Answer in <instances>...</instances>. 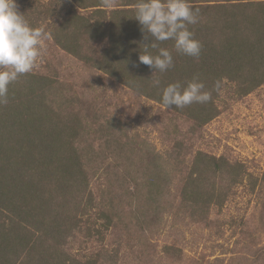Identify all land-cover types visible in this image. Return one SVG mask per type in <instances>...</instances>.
I'll return each mask as SVG.
<instances>
[{"label":"trees","instance_id":"obj_1","mask_svg":"<svg viewBox=\"0 0 264 264\" xmlns=\"http://www.w3.org/2000/svg\"><path fill=\"white\" fill-rule=\"evenodd\" d=\"M138 2L114 0L107 8L102 0H16L29 24L43 27L51 39L37 67L9 86L8 102L0 105V264H125L126 253L136 264H163V257L182 255L172 243L162 256L151 240L166 226L168 203L176 208L171 215L188 214L207 227L215 211L225 217L221 226L238 230L252 259H264V242L255 243L247 230L246 211L227 216L237 189H246L264 227V170L255 173L241 160L193 149L192 139L174 140L160 151L113 117L98 121L89 102L94 80L76 90L67 66L58 72L48 64L56 57L74 59L162 107L164 87L198 77L212 100L168 109L192 134L220 114L227 99L264 85V0H190L201 12L189 25L201 54L186 56L175 51L174 41L161 43L174 59L164 73L139 61L152 38L145 39L134 18ZM172 132L180 130L174 125ZM172 172L179 185L170 202L164 188L171 186ZM119 229L130 234L125 251L123 241L108 247Z\"/></svg>","mask_w":264,"mask_h":264},{"label":"rangeland","instance_id":"obj_2","mask_svg":"<svg viewBox=\"0 0 264 264\" xmlns=\"http://www.w3.org/2000/svg\"><path fill=\"white\" fill-rule=\"evenodd\" d=\"M67 59L68 57H61L59 60V57H56L55 61L48 60V64L56 68L58 72H61L63 66H67L73 73V79L78 82V86H75L76 90L85 87L83 85L88 79L94 80L90 89L89 102H92V110L95 111L98 121L113 117L118 123L124 125L130 134L136 133L139 138L154 142L160 151L170 148V143L174 140L186 142L192 139L193 149L216 156L224 155L231 160H241L255 173L264 170V85L243 97L227 99L222 103L220 114L190 134L187 122L175 117L172 112L157 102L136 96L129 89L109 81L99 73L86 70L76 60ZM66 76L69 77V75ZM174 125L180 130L179 134L175 135L172 132ZM109 162L112 164L113 161ZM168 185L171 186L164 190L169 191L167 200L172 202L170 191L173 195L174 187L179 185V182L175 181L173 172ZM237 192L238 197L236 196L235 200L227 204V216L235 217L238 213L246 211L247 230L251 231L255 243L260 241L262 244L264 227L257 222L259 213L256 212L258 207L254 206V196L246 189L238 188ZM166 208H168V213L164 217L166 226L151 240H156L157 251L162 256H164L163 246L172 243L181 247L182 255L179 258L172 254H170L171 257H163V264H264L262 258L252 259L249 254L251 250L247 251L238 230L234 231L225 227L226 225L221 226L225 217L220 219L215 211L210 216L212 221L208 219L210 223L207 227L203 222H194L195 219H191L188 214L186 217L180 214L178 217L171 215V211L176 210L174 204L168 203ZM129 235L119 229L109 236L108 247L111 249L115 243L123 241L121 249L125 251L124 247ZM247 239L250 240L251 236ZM81 240L78 238L73 243L72 251L80 245ZM137 243L138 241H133L134 248L137 247ZM131 259L132 255L126 253L125 264H136Z\"/></svg>","mask_w":264,"mask_h":264},{"label":"clouds","instance_id":"obj_3","mask_svg":"<svg viewBox=\"0 0 264 264\" xmlns=\"http://www.w3.org/2000/svg\"><path fill=\"white\" fill-rule=\"evenodd\" d=\"M114 0H102L105 7L111 8ZM200 9L190 0H139L135 5L134 18L141 26L145 44L139 61L164 73L174 67L172 52L160 44L172 40L176 52L198 58L202 44L195 38L189 25H196L200 19ZM51 34L43 27H32L24 14L17 10L16 0H0V105L7 104L9 86L26 74L33 72L46 52V41ZM157 50L152 55L148 49ZM160 80L154 79V87L160 86ZM221 82L217 81L215 90L219 92ZM212 100V93L205 91V85L198 77H193L186 86L180 82L168 84L162 90V104L169 109L172 106L183 109L193 103L206 104Z\"/></svg>","mask_w":264,"mask_h":264}]
</instances>
